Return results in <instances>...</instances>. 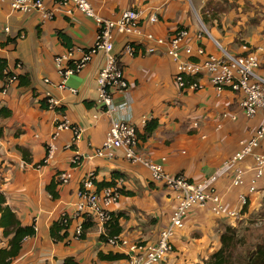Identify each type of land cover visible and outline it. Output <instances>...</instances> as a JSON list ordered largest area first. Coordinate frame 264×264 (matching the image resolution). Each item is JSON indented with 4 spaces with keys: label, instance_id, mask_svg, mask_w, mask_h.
Segmentation results:
<instances>
[{
    "label": "crops",
    "instance_id": "crops-1",
    "mask_svg": "<svg viewBox=\"0 0 264 264\" xmlns=\"http://www.w3.org/2000/svg\"><path fill=\"white\" fill-rule=\"evenodd\" d=\"M11 1L0 0V60L15 75H27L30 87H21L16 81L1 89L0 81V109L10 112L9 117L0 116V194L23 225L34 226L35 235L22 242L20 253L10 264H62L65 258H73L77 264H117L98 260V252L125 255L99 240L105 228L95 221L84 239H76L74 228L81 224L80 217L71 219L67 244L56 243L50 237L49 227L63 212L69 217L74 214L79 183L90 172L97 182L110 181L113 173L123 176L121 187L128 195H122L108 209L114 216L121 214L119 236L131 243H156L175 207L174 194L153 181L147 167L126 160L122 149H117L112 159L93 156L112 121H129L142 134L145 122L156 119V130L146 140L139 139L138 155L161 165L168 174H182L192 182L208 181L229 208L237 207L239 195L248 196L247 217L260 208L264 176L256 180L255 192L248 195L255 178L254 158L240 162L243 174L239 185L232 184L234 167L224 166L261 120V116L250 119L241 113L237 95L228 91L217 95L206 80L201 81L200 90L181 92L173 81L176 64L161 49L144 54V45L148 44L144 42L134 57L121 56L125 37L119 36L114 41V52L128 88L113 93L115 110L107 112L97 103L96 77L105 63L101 51L80 72L67 77L62 87L54 62L69 48L62 44L59 32L70 39V48L88 50L95 41V22L74 11L72 5H61V0H44L43 12L50 14L48 19L37 11H13ZM88 1L104 19H114L128 9L142 11L143 18L156 14L158 22L145 27L144 32L162 39L181 26L192 33L199 31L202 9L211 12L212 7L227 1L233 8L214 12L220 26L207 29L203 24L211 37L203 38L211 46L212 40H232L234 45L228 49L235 55L241 54L244 45L256 52L264 48V0ZM248 18L253 25L246 24ZM207 42L202 39L201 45L217 56L218 52L207 49ZM46 97L55 102L54 107H64L63 112L42 109L39 101ZM233 114L237 115L235 120L230 119ZM63 121L80 129L74 143L71 130H56ZM47 143L54 146L50 157ZM18 149L25 151L30 162L23 160ZM255 154H264V142ZM76 157L78 164L73 166L71 160ZM64 172H70L72 178L58 187L59 198L52 200L45 187L57 173ZM227 224L235 226L226 217L214 216L209 207L192 209L186 227L173 238L172 253L161 264H203L219 249V236ZM9 238L0 229V249L8 247Z\"/></svg>",
    "mask_w": 264,
    "mask_h": 264
},
{
    "label": "built area",
    "instance_id": "built-area-1",
    "mask_svg": "<svg viewBox=\"0 0 264 264\" xmlns=\"http://www.w3.org/2000/svg\"><path fill=\"white\" fill-rule=\"evenodd\" d=\"M60 4L63 6L72 5L74 11L91 18L97 27L95 41L90 49L81 50L69 47L64 53L55 57L54 62L61 79L60 87L63 86L67 77L80 72L92 60L94 54L101 51L105 63L96 77L97 103L105 111L112 112L115 110L112 105L113 93L128 88L123 71L118 66L119 58L114 52L116 37H125V42L120 49L121 56L134 57L133 44L144 45V42L148 43L144 45V54H155L161 49L176 64L173 81L178 90L195 92L203 88L201 81L206 80L217 95L227 91L237 95L239 110L246 118L261 116L253 134L249 138L241 140L237 150L224 163V166L234 167L232 184L239 185L242 183L243 174L239 164L246 157L252 156L255 160V178L248 189V195L255 192L256 180L264 176V154H255V151L264 142V48L258 49L256 52L249 50L244 45L241 54L232 55L223 49L217 41L212 40L219 50V54L215 56L207 53L201 45L203 37L211 38L203 24L199 31L193 33L188 29L176 28L167 39H162L155 37L151 32H144L145 27L158 22L156 14L143 18L142 11L128 9L119 13L114 19H104L94 11L88 0H61ZM10 6L13 11L23 13L37 11L41 12L44 18H50V14L43 12L44 0H12ZM5 31L8 29L6 28ZM19 37L23 38L22 35ZM15 68H20V64L17 63ZM7 72L11 71L4 69L3 73ZM195 76L199 78L186 84V77ZM16 81V75L12 73L8 77L7 84ZM44 82H49V80L44 79ZM48 104L50 108L56 106L52 99L48 100ZM120 108H125V104ZM230 116L231 120H235L237 115ZM56 130H71L73 133L72 143L79 139L81 132L80 129L69 125L66 121L57 124ZM55 136L56 133L51 139H54ZM138 145L139 138L132 123L112 121L102 146L93 153V156L112 159L117 149H122L126 160L147 167L153 181L162 183L174 194L175 207L168 224L159 232L156 243H131L121 236L109 238L106 244L119 248L125 254V258L117 261V264H161L165 262L173 251V238L177 231L186 227L193 206L194 208L209 207L214 216L226 217L232 221L241 216L239 210L246 204L248 196L239 195L237 207L229 208L224 204L216 189L208 184V181L192 182L182 174L166 173L161 165L146 161L138 155L136 152ZM47 146L50 157L54 146L52 143H47ZM78 160V157L71 160V165L78 164ZM71 178L70 172L58 175L62 185L68 184ZM121 185L122 180L119 179L115 181L114 186L97 190L94 184V173H88L79 183L77 202L74 205L75 212L72 217L68 216V219H76L85 214L104 227L110 219L109 207L117 203L122 196L119 192ZM65 214L63 212L61 217ZM80 233L81 226L77 223L74 228L76 239Z\"/></svg>",
    "mask_w": 264,
    "mask_h": 264
},
{
    "label": "trees",
    "instance_id": "trees-1",
    "mask_svg": "<svg viewBox=\"0 0 264 264\" xmlns=\"http://www.w3.org/2000/svg\"><path fill=\"white\" fill-rule=\"evenodd\" d=\"M222 6H225L224 9H221ZM232 7L231 4L227 3V1L220 2L210 12L208 8H203L200 12V18L204 26L209 29L210 27L216 25L217 28L220 26L219 18L216 17L214 12H225L230 10ZM221 9V10H219ZM219 14V13H217ZM215 23V24H214ZM179 29H186L181 26ZM59 38L61 39L62 44L66 47H70V39L65 37V35L59 32ZM15 40V39H14ZM134 49L137 51L140 48V45L133 44ZM118 66L120 64L118 62ZM6 62L4 60H0V81L2 82L3 89L6 84L8 77L12 75L11 72L3 73L4 69H6ZM121 68V67H120ZM199 77H186V84H189ZM17 83L21 87H30V80L27 75H16ZM50 98H43L39 101L40 107L42 109H48L49 104L48 100ZM89 105V104H88ZM56 111L63 112L64 107H53ZM5 113H4V112ZM10 112L5 110L4 108L0 109V116L9 117ZM158 122L156 119H150L145 122L143 133L139 134L136 127V133L140 140H146L157 128ZM0 136H2V131L0 130ZM22 154V158L25 162H30V158L26 155L23 149H18ZM57 173L50 183L45 187L46 192L50 195L52 200H57L59 198L58 187L61 185V181L58 179ZM122 175L117 173L112 174V178L110 181H101L97 182L94 179V184L97 190H100L105 187H112L115 185V181L122 179ZM121 195H128L127 192L124 191V188L121 187L119 189ZM247 207L248 202L241 207L239 218L247 215ZM121 217V214L113 215L110 213V219L105 223V233L101 235L99 240L102 242H106L109 238L117 237L121 233V226L119 225L118 219ZM82 222L81 233L78 236V239H84L85 233L87 229L93 226L92 218L86 216L85 214L80 215ZM231 221L230 219L226 218ZM71 220L68 219V215L65 214L63 217L60 216L57 220H55L51 226L49 227V234L52 240L56 243H68V230L70 228ZM0 229H2V234L4 237H10L8 240V247L6 249H0V264H10L12 260H14L18 254L20 253V249L22 246V242L30 237L35 235V228L33 225H23L18 219L16 213L12 210L10 206L6 204L5 198L2 194H0ZM220 247L218 250L213 252L203 264H264V238L261 239L255 246L251 249L248 248L244 254L239 252V248L241 246H245V239L238 235L237 228L233 225L227 224L223 230V232L219 236ZM98 260L105 262H115L125 258V255L122 254H114L112 252L102 253L98 252ZM62 264H77L73 258H65Z\"/></svg>",
    "mask_w": 264,
    "mask_h": 264
},
{
    "label": "rangeland",
    "instance_id": "rangeland-1",
    "mask_svg": "<svg viewBox=\"0 0 264 264\" xmlns=\"http://www.w3.org/2000/svg\"><path fill=\"white\" fill-rule=\"evenodd\" d=\"M194 2H195V0H194ZM195 4H197V3H195ZM212 8H214V7H212ZM224 8H225V6L221 7V9H224ZM221 9H219V10H221ZM253 10L256 11V8H253ZM256 13H258V12L256 11ZM249 19L250 18H248L246 24L253 25L254 23ZM252 19H254V16L252 17ZM227 41H229V42H227ZM203 42H205V43L207 42L206 38H203ZM219 43L222 46H224V49L228 53L235 55V53H233L231 50L228 49L229 47H232L234 45L232 40H229V39L223 37L222 40L219 41ZM207 49H209L213 53L219 52V50L215 47L214 44H213V46H211L208 43ZM260 205H261L260 208L257 211H254L248 217L247 216L243 217V218L238 217L236 220H234V225L237 228L238 235L245 239V246H241L239 248V252L241 254H244L248 248L252 249L255 246V244H257L261 239L264 238V196L261 198ZM192 209H194V206L192 207Z\"/></svg>",
    "mask_w": 264,
    "mask_h": 264
}]
</instances>
